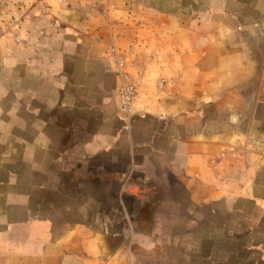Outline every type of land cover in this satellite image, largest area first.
<instances>
[{"label":"crops","instance_id":"0c3cea01","mask_svg":"<svg viewBox=\"0 0 264 264\" xmlns=\"http://www.w3.org/2000/svg\"><path fill=\"white\" fill-rule=\"evenodd\" d=\"M111 3L0 37V236L47 229L80 264H264V0Z\"/></svg>","mask_w":264,"mask_h":264},{"label":"rangeland","instance_id":"374dc122","mask_svg":"<svg viewBox=\"0 0 264 264\" xmlns=\"http://www.w3.org/2000/svg\"><path fill=\"white\" fill-rule=\"evenodd\" d=\"M112 9L111 0H0V37L13 33L25 20L40 25L49 23L60 31L66 27L94 28L101 19L111 21ZM38 232L42 240L37 246L29 242L28 230L0 236V264H80L79 258L65 262L64 250L47 241V229ZM72 247L73 252L80 253V243L75 242Z\"/></svg>","mask_w":264,"mask_h":264},{"label":"built area","instance_id":"2783aa9c","mask_svg":"<svg viewBox=\"0 0 264 264\" xmlns=\"http://www.w3.org/2000/svg\"><path fill=\"white\" fill-rule=\"evenodd\" d=\"M135 96V89L132 84H130L127 77L123 79V83L120 89V102L123 108L127 109L130 107L133 98Z\"/></svg>","mask_w":264,"mask_h":264}]
</instances>
